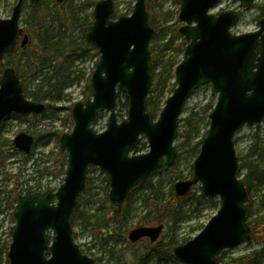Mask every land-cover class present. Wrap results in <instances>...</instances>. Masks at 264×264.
<instances>
[{
	"label": "water",
	"instance_id": "95a60500",
	"mask_svg": "<svg viewBox=\"0 0 264 264\" xmlns=\"http://www.w3.org/2000/svg\"><path fill=\"white\" fill-rule=\"evenodd\" d=\"M31 5L40 0H27ZM67 0H55L63 4ZM220 0H181L177 32L186 45L174 69L176 86L159 114L147 110L152 80L150 43L155 35L149 23L146 0H136L129 15L113 19L114 0H99L86 41L99 53L90 77L91 98L71 108L73 127L59 137L66 153L63 182L56 190H27L17 197L7 258L9 264H97L83 253L73 237L70 217L87 183L90 168L97 167L108 185V199L117 211L138 184L170 169L178 158L175 140L179 119L192 93L210 84L216 102L193 162L191 178L174 184L176 196L199 185L206 197H218L220 207L193 238L173 248L182 264H223L218 256L251 240L248 194L239 177L234 143L244 126L264 121V11L253 31L233 33L240 19L234 9L213 13ZM24 0H17L7 18L0 17V60L15 47L24 48L29 34L19 25ZM250 9L254 0H239ZM127 100L126 116L117 114L118 96ZM46 105L26 98L18 71L0 72V123L9 114L40 115ZM108 113L106 129L95 122ZM34 136L18 133L14 146L28 154ZM142 141L148 150L136 152ZM163 224L140 226L128 232L130 242L148 237L154 242ZM49 231L51 235L49 236Z\"/></svg>",
	"mask_w": 264,
	"mask_h": 264
},
{
	"label": "rangeland",
	"instance_id": "374dc122",
	"mask_svg": "<svg viewBox=\"0 0 264 264\" xmlns=\"http://www.w3.org/2000/svg\"><path fill=\"white\" fill-rule=\"evenodd\" d=\"M16 1L17 0H0V17L7 18L10 16L12 7ZM45 1L46 0H43L40 3V6H43ZM114 1V17H117L120 15L130 14L136 0ZM152 1L154 4L157 3L155 0ZM77 2L78 0H74L71 5H75ZM161 2L162 6L160 8V19L163 21V25H161L162 29L159 32H155V36L150 43V49L152 51L151 57L158 59L156 74L163 69V65L166 64L169 56L174 55L178 59L182 58V52L173 49L164 50L163 48L164 43L171 38L174 45H177L182 41L181 36H176L174 38L172 36L173 28L177 27L181 23L178 20L180 3L175 0H159V3ZM156 5L157 4H155V6ZM30 6L31 4L28 1H25L19 19V25L23 28H27ZM91 9L92 7H88L86 12L89 14ZM228 9L238 10L240 13V19L232 30L234 33L253 31L258 27V19L264 10V0H254L250 9L240 8L239 0H220L210 11L218 13L222 10ZM155 10H158V6ZM44 24L54 28L56 27V22H53L51 18H46ZM82 29L83 26H80L72 29V31H67V33H70L71 37L75 39L76 42H79L83 36ZM88 53L80 57H73V66L69 70H66L68 64L67 62L64 63L62 69L57 70V74H59L58 78H62L69 73V77L73 79L71 84L63 90L60 100L48 99L46 102L47 108L41 115L22 116L10 114L0 124V140L3 139L12 141L14 136L20 132L32 134L37 140L34 146L33 154L26 158V160L23 154L14 153L7 142L4 144L2 149L8 156L6 157L5 164L0 166V192L4 189L7 190L10 188L12 183L15 181L18 183L19 191L23 192L27 188L29 189L34 186L40 188L42 191L47 189L55 190L63 182L62 176L53 177L50 174L40 173L39 171L46 166H50L52 169L55 165L58 143L52 132L54 130L66 131V129L71 127L70 118L68 117V113L70 112L69 106L74 101L85 98L87 95V80L85 78L87 72L86 69L90 67L92 63L94 64L99 58V55L93 50H89ZM19 57V53H16L12 55V57L4 59V64L9 61L10 64L8 63L7 65L11 66L13 61H16ZM50 68H53V66ZM80 68L82 69L81 72L85 70V73L83 72V76L81 75L80 78H75V72ZM73 70L75 72H71ZM36 82L37 81H32L30 79L29 88L32 89ZM172 82H174V80L170 81V83ZM168 95H170V87L166 88L163 95L160 97V100H164ZM215 102L216 95L211 94L210 85H204L192 93L184 107L181 118L187 115V112L191 107L199 109L206 103L214 105ZM126 105V99L123 95H120L117 103V113L120 120L126 115ZM53 107L58 109L54 111ZM207 121L208 116L202 121V123L196 126V130L192 134L193 138L190 145L187 144V146H182L178 149V160L171 169L149 178L134 188L130 196V201L127 205V215L121 224L122 230L130 231V229L138 225V221L145 212L141 204V197L143 193L149 191L152 187H156L164 194V196H166L171 190L174 192L173 187L175 182L192 176L193 162L197 154H194L191 147L200 139L204 130L207 129ZM107 123L108 113L105 111L99 114L95 123V130H104L107 127ZM182 129L183 124L179 127V131ZM38 137H40V139ZM181 141L182 138L176 139L175 145H179ZM254 143H256V147H254ZM235 146L239 162L243 165L240 168L239 176L242 179H245L249 173L250 194L248 195L247 204L250 206L252 212V216L249 219L250 222L252 219L264 215V121L259 126H244L241 128L235 136ZM137 150L138 152L147 151V142L143 141L140 143ZM9 173H11V175L19 173V176L14 178V180H7L6 178ZM89 181L90 185L93 187L91 191L97 192V195L93 197V199H102L105 195L104 187L107 185L103 179V174L98 170V168H93L90 173ZM200 194V187L196 185L189 194L180 199V218L174 226L175 230L164 229L156 243H150L148 240L144 239L143 241H139L133 246L125 249L123 253L122 250L127 247L128 244L127 239L123 240L120 238V241L114 245L109 243L108 246L105 247V251L104 249H100L98 246L93 247L92 244H90V227L84 228L81 216L93 215L96 207L99 205L97 202L90 204L89 206L78 208L74 219V239L77 244H79L81 250L93 257L100 264H129L132 259V253L136 252L138 254H142L146 251L147 246L155 248L151 254L154 255L155 253H160L163 255V251L169 247H172L173 249L175 246L180 245L196 236L203 229L208 220L218 211L220 207L218 197H206L205 195L201 197ZM83 197L88 198V194L83 195ZM11 225V221L6 220L5 226L10 228ZM110 225L112 226L113 224ZM50 233L51 232H49V234ZM0 238L5 240L3 243L5 244L8 242L9 236L6 235L4 237L2 235ZM89 247L92 248L88 249ZM109 247L112 249H109ZM263 249L264 243L251 240L248 243L237 246L236 248L222 251L219 256V260L222 263H226L231 258L242 256L252 251H261ZM110 250L113 251L111 254L108 252ZM0 264H6L4 255ZM148 264L182 263H180L173 256V258L161 261H158L157 258H153Z\"/></svg>",
	"mask_w": 264,
	"mask_h": 264
},
{
	"label": "trees",
	"instance_id": "16d2710c",
	"mask_svg": "<svg viewBox=\"0 0 264 264\" xmlns=\"http://www.w3.org/2000/svg\"><path fill=\"white\" fill-rule=\"evenodd\" d=\"M42 1L43 0L29 7L30 9L28 13L27 28H24L29 34V43L24 48L15 49L12 53L7 55L6 58H10L12 55L19 53L20 57L16 61H13V65L11 64V66H13L19 73L23 83L24 95L31 100L46 103L48 99L60 100L63 90L73 81V79L69 77V73L62 78H58L59 74H57V70L62 69L65 62L68 63L66 70H69L73 66L74 58L85 55L89 52V50H94L96 54H98V52L85 39L86 30L93 21L92 12L90 11L88 14L86 9L88 7H92L96 2L95 0H78L77 4L75 5H71L74 0H68L63 4H57L55 0H46L44 5L40 6ZM155 1L157 2L155 3L157 4L156 6L152 0H146V5L149 15V23L155 29V32H159L162 29L161 25H163V21L160 19V8L162 6V2L159 3V0ZM175 1L180 3V0ZM157 6L158 10H155ZM46 18H51L53 22H56V27L54 28L44 24ZM80 26H83V36L79 42H76V40L73 39L70 33H67V31H72V29ZM178 27L179 25L174 27L172 30L173 38L179 36V33L177 32ZM184 47L185 41L183 39L179 44L174 45L171 38L163 45L164 50L173 49L182 53L184 51ZM179 61L180 58L178 59L174 55L169 56L166 64L163 65V69L156 74L158 59L154 57L152 58V81L149 95L147 97V110L152 113L154 117L158 115L161 107L164 104L165 99L160 100V97L163 95L166 88L170 87L171 93L175 87V82L170 83V81L174 80V67ZM8 63L10 64L8 61L4 65H7ZM51 66H53V68H50ZM81 70L82 69L80 68L76 70V72L74 70L71 72L76 73L75 78H80L81 75L83 76V71L81 72ZM30 79L32 81H37L32 89L29 88ZM86 80L87 95L85 98H89L90 76H88ZM212 107L213 104L211 103H206L199 109L191 107L187 112V115L183 118H180L179 127L183 124V129L179 131L178 127L176 139L182 138V141L179 145H176L177 149L182 146H187V144H191L190 142L193 138L192 134L196 130V126L207 118ZM69 108H71V105ZM53 109L55 111L58 108L53 107ZM68 117L70 118L71 123L70 112L68 113ZM62 132L63 131L59 130H54L52 132V134H54L56 137L57 143ZM38 138L40 139V137ZM6 142L9 144L11 150L14 153L23 154L14 147L11 140H0V166L5 164L6 157L8 156L2 149ZM255 144L256 143H254V147H256ZM34 146L29 154H23L25 156V160L33 154ZM199 147L200 139L196 141L191 147L192 151H194V154L199 152ZM239 165L240 168L243 166L241 164ZM65 166L66 153L62 152L59 146H57L55 165L52 167V169L50 166H46L39 172L50 174L53 177L63 176ZM92 170L93 169H90V172ZM14 176L17 178L19 173L15 174ZM242 181L245 185L247 194L249 195V173L245 179H242ZM89 182H87L85 189L79 197L78 205L70 217V224L73 228L74 219L78 208L89 206L95 202L99 203L93 215L81 216V219L84 223V228L90 227V244H92L93 247L98 246L100 249H104L105 251V247H107L109 243L114 245L120 241V238L123 240H126L127 238L128 231L122 230L121 224L127 215V205L135 187L128 194L122 209L117 211L116 207L108 200V187H104L105 195L102 199H93V197L97 195V192L91 191L93 187ZM3 191L5 192L4 197L6 203L11 207H14V205L10 203L12 202L15 204L17 197L23 192L19 191L18 183L16 181L9 190ZM85 194H88V198L83 197ZM200 196L203 197V193H201ZM181 198L182 197L176 196L175 192L172 190L169 192V194L164 196V194L161 193L159 189L152 187L149 191L142 194L141 204L145 212L138 221V225L145 226L164 224L166 230L171 229L174 231V226L180 218L179 202ZM1 200H3L2 197H0V201ZM251 216L252 212L250 209L249 219ZM248 223L251 230V240L264 243V215L254 218L250 222L248 220ZM110 224L113 225L111 226ZM1 243L2 242H0V262L4 255L5 262L8 264L6 259L8 242L5 244ZM131 246H133V244L128 242L127 247L122 250V253L125 251V249ZM91 248L92 247H89L88 249ZM109 249L112 248L109 247ZM154 250V247L147 246L146 251L142 254L133 252L132 259L129 264H148L153 258H157L158 261L173 258L172 247L164 250L163 255L160 253H155L154 255L151 254ZM108 252L111 254L113 251L110 250ZM263 259L264 249L261 251H252L248 254L231 258L224 264H264Z\"/></svg>",
	"mask_w": 264,
	"mask_h": 264
},
{
	"label": "flooded vegetation",
	"instance_id": "af4514ba",
	"mask_svg": "<svg viewBox=\"0 0 264 264\" xmlns=\"http://www.w3.org/2000/svg\"><path fill=\"white\" fill-rule=\"evenodd\" d=\"M25 1L26 0H24V2H23V5H24V3H25ZM23 5H22V9H23ZM13 8V7H12ZM91 12H92V17H93V11L91 10ZM17 48H21V47H19L18 46V44H17V46L15 47V49H17ZM14 49V50H15ZM13 50V51H14ZM94 51V50H93ZM12 53V52H11ZM10 53H8V54H4L3 55V58H2V60L0 61V69H2V68H4V67H6V65H4V59L6 58V56L7 55H9ZM89 54V53H88ZM4 65V66H3ZM8 66V65H7ZM92 66H93V63L91 64V66L90 67H88L86 70H87V72H86V76H85V78H88V75L90 74V72H91V69H92ZM83 72L85 73V70H83ZM8 117V116H7ZM6 117V118H7ZM5 118V119H6ZM4 119V120H5ZM3 120V121H4ZM2 121V122H3ZM1 122V123H2ZM62 131V130H61ZM62 134V133H61ZM34 136V135H33ZM60 137V136H59ZM34 138H35V136H34ZM35 142H36V138H35ZM12 143H13V141H12ZM13 145H14V143H13ZM58 146H59V141H58ZM62 151V150H61ZM63 152V151H62ZM90 171L88 172V182H89V180H90ZM8 177L6 178L7 180H11V179H13L14 180V178H15V176L14 175H11V173H9L8 175H7ZM64 176V175H63ZM62 176V177H63ZM5 179V180H6ZM106 183V182H105ZM13 184L14 183H12V185L10 186V188L13 186ZM10 188H8L7 190H9ZM33 188H37V187H33ZM28 189V188H27ZM5 190V189H4ZM1 195H0V197H2L3 198V200H1L0 201V237L3 235L4 237L6 236V235H9V230L11 229V227L10 228H8L7 226H5V222H6V220H8V221H11V223H12V225H13V223H14V216H13V209H14V207H11L10 205H8L7 203H6V200H5V197H4V191L2 190L1 192ZM107 194H108V192H107ZM10 204H12V205H15L14 203H10ZM11 225V226H12ZM140 226H143V225H136L134 228H136V227H140ZM145 226H156V225H145ZM134 228H132V229H134ZM132 229H130V230H132ZM164 229H165V227H164V224H163V229H162V232L164 231ZM129 232V231H128ZM128 232H127V241L128 242H130V240L128 239ZM162 232L160 233V235H159V237L157 238V240H155L154 242H152V243H156L157 241H158V239L160 238V236H161V234H162ZM144 239H146V240H148L150 243H151V241H150V239L148 238V237H143V238H141V239H139L138 241H136V242H130V243H132L133 245L134 244H136V243H138L139 241H143ZM4 239L2 238H0V242H2V243H4L5 242V240L3 241ZM93 258V257H92ZM94 259V258H93ZM94 261L97 263V264H100V263H98L97 262V260H95L94 259Z\"/></svg>",
	"mask_w": 264,
	"mask_h": 264
}]
</instances>
